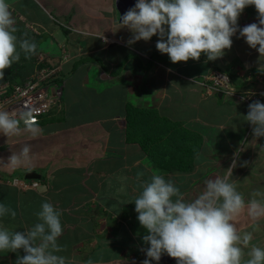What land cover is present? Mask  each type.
Segmentation results:
<instances>
[{"label":"crops","instance_id":"1","mask_svg":"<svg viewBox=\"0 0 264 264\" xmlns=\"http://www.w3.org/2000/svg\"><path fill=\"white\" fill-rule=\"evenodd\" d=\"M40 3L42 5V1ZM115 3L116 0H102L101 6L106 4L103 10L96 8L89 14L85 11L87 17H92L100 22L98 26L88 24L84 18H78L82 24L76 22L77 17L81 14L79 13L76 16L80 12L79 9L74 11V13L72 11L67 13L60 11L59 14H61V17H67L69 24L74 22L79 30L86 31L85 35L78 33L73 37L72 42L68 43L67 47L70 55L78 54L81 50L91 54L87 57L102 55L103 61H106L105 65H109L112 68L124 65L121 68L123 70L114 75L112 70L107 71L96 60H89L86 62L88 65L83 64L81 65L82 67H79L78 64L76 66L75 62H69L68 68L66 67V76H64L66 79L64 90L66 91V87H68L67 99L63 100V92L62 101L58 108L55 107L46 115L47 121L38 124L42 131L36 135L22 131L19 135L9 137L0 133V203L10 197L12 200L10 199L11 201L7 202V204L5 203V205L17 213L14 219L10 215L0 218V226L8 228L10 231L29 229L39 222L36 213L41 210L42 203H52L56 208L62 210L61 224L63 233L58 238V244L64 250L57 254L66 258V264H87L89 259L93 261V264H132L133 261H135V264H142V261L146 258L145 253L140 249L147 247L142 243V237L147 232L139 224L135 208L127 210L128 200L126 201V194L127 192L128 194L131 193L129 200L132 199L131 201H134L140 194L141 182H149L155 171L152 161L141 145L127 140V110L125 109V104L129 100V96L131 94L134 95L130 88V86L134 85L126 82V79L136 84L138 80L134 81L131 79L132 76L142 75L143 78L140 79L141 81L139 80L140 82L135 87L141 92L140 95L144 97L146 95L156 101L165 91V94L169 96L164 99L167 107L170 103H172L174 108L179 104L186 107L188 103L185 102V93L193 94L194 98H196L195 100L199 103L205 97V94L209 93L206 90L202 91L201 87L196 85L197 78L202 74L203 68L201 67L200 71L197 67L192 68V64H196V61L191 59L187 62L175 64L171 61L161 62L156 60L153 67L149 70L135 72V75L131 76H124L127 71L129 74L135 68L134 58L123 64L126 56L130 55L128 51H135L139 54H145V56L149 52L147 58L151 57V53H154V50L159 52L156 49L158 36H153L151 38L153 40L147 44L143 41L141 44L147 45L143 49L128 45L127 41L132 36V33L128 30V32H123L122 34L121 31L124 28L120 22L118 23L120 27L115 28L117 26L115 22L116 20L118 21L119 16ZM30 11L28 9L26 14L28 15ZM91 14L94 15L92 16ZM34 19L40 21L35 16ZM95 31L97 33L100 31V33H103L102 35L106 34L105 38L100 36V33L97 35ZM110 37L117 38V40L112 42L113 39L110 40ZM234 37L238 40L239 33L237 32ZM154 38L156 39L154 40ZM64 39V41L61 40L62 43L66 41V38ZM105 40L108 42L105 43ZM140 42L141 40L132 45L140 44ZM239 46L244 52L249 51V54L257 52L255 49L248 48V44L243 38H241ZM81 58L84 59V57ZM230 59L225 64L226 68L229 67L236 71L235 66L231 64L233 61L231 62ZM239 59H241L240 56ZM222 60L224 61V58ZM242 61L245 62L244 60ZM248 64L250 68L254 67L252 63L249 62ZM85 66L87 67L85 68ZM100 69L104 71L100 73ZM93 70L94 75L91 79ZM101 77L103 81H100ZM191 77L196 80H191ZM260 83L263 86L259 87L256 83L255 85L249 84L240 90L232 85L236 91L234 94L238 93L239 95L241 93L240 96L241 98L244 97V100L241 98L239 100H230L225 98L227 93L224 95V92H218L217 96L220 97L219 99L223 97L222 102L230 107V113L226 115V117L229 116L227 120H223L221 116H218L217 119L221 118L222 122L214 119L207 121L197 114L192 117H178L177 121H180L181 125H185L193 119L195 122H202L204 126L216 127V125H219L222 129L229 119L233 116L235 117L238 110H242L246 115L248 105L254 100H259V97L256 96L261 95V90H264V81ZM179 85H181V88H178ZM121 87L125 88L124 95L119 94V88ZM171 87H174L173 91ZM179 89H181L182 95L180 96L177 93L178 96L176 97L178 100L175 101L173 100V95ZM73 90L74 92L72 93ZM106 91L112 97L99 98L100 101L97 103L96 98L100 95L103 96L105 94L103 92ZM250 92L255 94L253 96L247 95ZM165 94L163 95L164 97ZM209 94H213V92ZM213 96L215 97V95ZM246 99L248 100L246 101ZM152 102L150 101L148 104L140 102V105L141 107L157 108L158 105L152 104ZM108 104L112 107L110 114L103 110ZM120 104L123 108H116ZM197 107H200V105L197 104ZM164 109L166 110L165 106ZM183 109L185 108H181V110ZM97 111L98 114H96ZM246 123L249 124L248 122ZM200 125L197 124V127H192V129L202 136L200 138V141L202 140L201 148H204L206 134ZM21 127L23 128L24 125ZM25 144L31 145L30 158L20 166L13 167L8 165L11 155L19 153ZM260 146L264 147L263 144H260ZM240 147L241 145L238 146V150L242 149ZM236 148L234 147L228 152H215L214 155L212 154L214 158L217 155L220 157L218 159L215 158L216 160L214 159L216 162L219 161L218 163L214 162V164L221 171L220 173L218 172L219 175L217 177H223V175L227 174V169L232 165L233 160L236 159V153H238ZM207 155L211 157V154L207 153ZM200 158H202V154L197 156L195 171L185 174L186 176L180 172L156 174H163L166 179L170 178L174 182L182 181L184 183L188 181L186 179L187 175H194L198 166L204 163L199 160ZM96 160L107 161H104L103 167L100 168L95 165ZM17 167L23 168V176L15 173ZM71 167L82 170L81 174L79 172L75 173L78 175H75L72 188L69 187L68 183L62 185L60 181H57L58 173ZM243 167L239 172L237 171V175L234 174V168L232 169V174H234L233 183L240 180V176L243 174L249 173L254 166L250 163L243 165ZM29 171L40 173L42 179L44 178L47 181L38 180L40 184H38L39 186L37 185L38 188L37 186L33 187L30 185L32 181L29 182L24 178ZM41 171L45 172L46 176L42 175ZM240 172L243 174H240ZM182 174L185 177L184 180H180L183 177ZM251 177H254V175ZM209 179H211L210 176ZM262 184L264 188V180ZM204 188L205 186L203 190ZM193 192L191 188L182 191L185 201H191L201 193L195 192L194 195L196 196L192 198L189 193L193 194ZM253 194V191L247 193L245 200L249 201L252 198H259ZM111 221L112 224L109 223ZM235 223L241 233L245 230L253 233L254 238L251 244L264 248V217L253 220L248 215L247 210H245L241 212ZM245 251L247 252L248 249H245ZM18 255H24L23 251L19 250L15 253L0 251V264H15ZM159 263L161 264L160 261ZM152 264L154 263L152 262Z\"/></svg>","mask_w":264,"mask_h":264},{"label":"clouds","instance_id":"2","mask_svg":"<svg viewBox=\"0 0 264 264\" xmlns=\"http://www.w3.org/2000/svg\"><path fill=\"white\" fill-rule=\"evenodd\" d=\"M251 6L254 7L248 9ZM244 10L257 17V21L239 25ZM117 12L118 22L132 33L128 45L140 40L147 42L158 36L156 49L167 54L173 64L190 59L196 64L201 60L198 67L209 64L207 72L203 70L197 78V81L207 80L209 93L215 90L224 92L232 86L229 76L216 69L215 64L222 66L217 59L223 57L226 49H231L232 37L237 32L238 38H243L259 53L258 71L264 73V63H261L264 61V0H137L122 17L118 9ZM15 24L10 4L0 0V80L4 79L6 69L20 61L22 54L25 59H30L37 52L38 46L33 39L26 38V34L24 37L16 35ZM111 39L112 42L117 40ZM64 43L56 45L55 51L59 60H62L61 49L72 57L65 64L91 55L82 50L70 55ZM236 58L239 57L233 56L231 60ZM258 77L263 78L264 74L256 76V80L262 82ZM254 94L247 93L249 96ZM49 113L36 120L31 111L18 116L16 112L0 107V133L7 137L19 135L22 131L36 135L42 131L37 122ZM244 117L252 126L253 137H264V103L260 100L251 102ZM30 152L31 145L25 144L19 153L11 155L8 165L15 167L27 161ZM235 167L234 159L225 176L207 180L204 190L191 201H185L176 183L163 174H153L149 182H141L140 194L133 202L137 220L147 232L142 237L147 247L140 249L146 256L142 264H152L153 261L159 264L165 253L177 264H264V248L251 244L253 233H241L234 222L245 210L253 220L264 217V199L245 200L235 184L229 182ZM26 179L33 180L32 186L40 180ZM256 195L264 196V193L257 192ZM9 215L14 219L17 213L0 203V218ZM36 216L39 222L23 231H10L0 226V251L15 253L22 250L24 255H18L15 264H66V258L57 254L64 250L58 244L63 233L62 210L44 202ZM87 264H93V261L89 259Z\"/></svg>","mask_w":264,"mask_h":264},{"label":"rangeland","instance_id":"3","mask_svg":"<svg viewBox=\"0 0 264 264\" xmlns=\"http://www.w3.org/2000/svg\"><path fill=\"white\" fill-rule=\"evenodd\" d=\"M41 1H42V5L38 1L40 4V7H41V8H39L36 4V3H38L36 0H29V2H30L29 9L31 11L27 15L25 8L21 4V2H22L21 0H17V1L6 0V2L10 4L11 11L13 13V17L16 21L15 27L18 29L16 35L18 37H24L26 34V38L33 39L34 41L36 38L38 39V36L43 35L45 40L43 38L40 40V42L38 41L39 43L37 45L38 46L37 52L35 55L31 56L30 59H25L23 54H22L21 59L18 63H14L11 68L6 69L4 79L0 80V84L2 83V81L5 80V78H10L12 76L19 74L21 76V79L24 80V79L30 77L31 75H33L34 72H37V59L39 60V58L43 57L45 53H52V54H54V52L56 53L55 41L53 40V38L51 36L57 37L59 42L63 45L61 40L64 41L65 39L60 38L61 34H63V31L60 28L61 24L58 23L57 25H55L56 24L55 22L59 20V22H62L63 24H65L64 21L68 20V18L67 17H59L61 15V14H59L60 11H64L66 13L72 11V13H74V11L79 9L80 12H78L76 14V16H78L79 13H81V14H79V16L77 17L76 22L82 24L78 18H84L88 22V24L98 26L100 24V22L97 21V19H94L92 17H87L86 12H88V14H89L90 12L94 11L96 8L103 10L105 5H106L105 4V5L101 6L102 0H41ZM82 11H84V12H82ZM91 15L93 16L94 14H91ZM34 16L39 18L41 21H36L34 19ZM253 20L257 21V17H254L252 14H250L249 12H246L244 10V12L239 17L238 24L240 25L241 22H244L246 25H248V24H251ZM32 21H35V22H32ZM115 23L117 25L115 28L120 27V25H118L119 22L117 20ZM68 24H69V22H68ZM68 24H66L65 26L68 28L72 27V29H71L72 31L70 34L71 37H74L78 33H82L83 35H85L84 33H86V31L83 32L84 30H79L77 28V26L74 24V22H72V24L70 23L71 25H68ZM123 28L125 30L124 29L122 31L120 30L122 34H123V32H128L127 28H125V27H123ZM46 32H47V34H46ZM95 33L97 35H99L100 31H98V33H97V31H95ZM116 33H118V32L116 31ZM102 34L103 33H100V36L106 35V34L105 35H102ZM155 39L156 38H154V40ZM72 40H68L66 37L65 43L68 44L69 42H72ZM151 40H153V39H151ZM232 40H233V44H232L231 49H226L225 54L222 57V58H224V61L222 60V58H218L217 59L218 63L221 62L222 67H223V65H225L227 63V61H229V59L232 58L233 56L234 57L240 56V58L243 59L246 63L242 61V64H240L238 62H232V60L230 59V61L232 62L231 64H234L238 75H243L245 73L246 69L250 68L249 64H248L249 62L252 63V65L254 67L258 68V66H260V63L257 62L258 57H259V53L256 52L255 54H253V53L249 54L248 53L249 51L244 52L242 50V48L239 46V42H240L241 38H239L238 39L239 41H238L233 36ZM143 41L144 40H141L140 44L137 43V45H130V46L131 47H137V48L141 47L143 49L144 47L147 46L146 44L149 43V41H147V42L145 41L146 44H141ZM247 47L250 48L249 46H247ZM154 51H156V50H154ZM148 53L149 52H147L146 56H145V54H142L144 59L142 57L140 58V59H142L140 61V63H142L141 65H143V66H145V64L148 63V61L146 60ZM56 54H58V53H56ZM56 54H54V57H57ZM128 54H130V55H128L129 57L127 58L126 62L131 60L132 58H134V60H135L134 66H137L138 65L137 59L140 57L139 53L135 52V51H132V52L128 51ZM227 55L229 58L227 57ZM81 59H79L75 62L76 66L79 65V67H82L81 65H83V64L88 65L86 62L89 61L90 59H88L86 57H84V59H82V60ZM91 60H96L98 63L102 64V66L107 71L112 70V74H114V75L118 74L121 70H123L121 68L124 66V65H122L120 67V65H119V67L116 66V68H112L109 65H105L106 61H103L102 55H97V57L94 56V57H92ZM198 63H202L201 60H199L197 62V64H194V67H197ZM86 67L87 66H85V68ZM192 68H193V64H192ZM103 71L104 70L100 69V73ZM142 71H145V70H142ZM135 72L136 71L133 70L128 74V71H127L124 74V76L135 75L134 74ZM85 74H86V71H85ZM93 75H94V70H93V74H91V79H92ZM141 78H143L142 75H138V76L135 75L134 77L132 76L131 79H133L134 81L138 80V83H139L141 81L140 80ZM258 78H259L258 80L264 81V77L263 78L258 77ZM114 79H115V77H114ZM192 79H194V78L192 77ZM100 81H103L102 77L100 78ZM206 81L207 80H204V79H202L200 81V79H199V81H197V84L195 82L194 83L198 86H200L202 84L200 89L202 91H204V90H206V87H208V85H206V83H207ZM247 81L249 83V81H250L249 78H247ZM126 82H128L130 84L133 83V85H134V86H130V88L132 89V92H134V95L131 94V96H129V100H127L128 103L130 102L133 105H138L140 107L141 106L140 102L143 104H148L150 101H153L152 104L158 105L157 108H159L161 114H167L170 118H172L173 120H176V121H177V119H179L178 117H187V116H190V114L193 115V114H196L198 112L202 113V110L196 109L194 107L195 106V98H194L193 94L185 93V102L188 103V105H186V107H183L182 104H179L178 106H176L174 108L172 103H170L167 107L166 103H164V99L166 97H169V96L167 94H165V91L155 101L154 99L148 98L145 94H144L145 97L142 95L144 98L140 95L141 92L135 88L138 83L135 82L136 84H134V82L128 81L127 79H126ZM244 82H245L244 79H241L239 87L242 88L244 86ZM120 84H121V82H120ZM225 84H226V82L223 80V85H225ZM256 84L259 87L263 86V84L260 82H257ZM253 85H255V84H253ZM178 88H181V85H179ZM171 89L173 91L174 87H171ZM67 90H68V87H66V91L64 90L63 100L67 99V95H68ZM226 91H227L226 92L227 95L225 98H228L230 100L231 99L239 100L241 98V96H240L241 93H239V95H238V93L234 94L236 91L232 86H230L229 89H226ZM73 92H74V90L72 91V93ZM119 92H120V94L124 95L125 94V88L124 87L119 88ZM103 93H105L104 97H107V96L112 97V95L109 92H103ZM177 93H179L181 96L182 95L181 89L177 90L175 94L173 93L174 94L173 100H175V101L178 100V98L176 97V96H178ZM260 93H264V90H261ZM164 94H165V97L163 96ZM251 96H253V95H251ZM104 97L100 95L99 97L96 98V102L98 103L100 101V99H104ZM256 97H259L258 99L261 101V103H264V95H257ZM115 98H118V97H115ZM241 99L244 100V97H242ZM247 100L248 99H246V101ZM85 101H88V100H85ZM162 103H164V104H162ZM108 105L106 107H104L103 110H104V112H108L110 114L112 112L111 111L112 107L110 105L108 107ZM164 106H165L166 110L164 109ZM116 108L122 109L123 107L120 104L119 107H116ZM181 108H185V109L181 110ZM163 111H165V112H163ZM212 111H215L216 114L221 115L223 120H227L229 116L226 117V115H229V113H230L229 107L226 104H224V107L222 108L221 111H220V109H217V108H214V110H212ZM96 114H98V111L96 112ZM244 116H245V114L243 113V111L238 110L235 114V117L233 116L231 119H229L228 123H226L225 127H223L222 129L219 127V125H216V127H211V126L208 127V126H204L201 124V129H203L204 133L206 134L205 135L206 136V144H205L204 148H201V150L199 152V154H202V158H200L199 160H202L204 163H202L200 166H198V169L194 175H190V176L187 175L186 179H189V180L184 182L185 190L191 188L192 192H193V190H195V192H197V191L201 192L203 190V187L205 186L204 185L205 182L207 181V179H209V176L211 177V179H215V178H217V175H219L218 172L219 173L221 172L220 169H218L219 167H215V164H214V162L215 163L219 162V161L218 162L214 161V159L220 158L218 155L214 158L213 155L215 154V152H228V150H230L234 147H237L236 149L238 152L237 153L238 158L236 157V159H235L236 160V167L233 169V171L235 170L234 174L237 175L238 172L242 168H244L243 165H248V164L252 163L254 166L251 169V171L249 173H247L246 175L243 174L242 172H240V174H243V175L242 176L239 175L240 180H237L236 182H234L237 191L240 192L244 196V198L246 197L247 193H250V191H253V193H254L253 195H255V196H257L256 195L257 192L264 193V188H263V184H262V181L264 180V147L260 146V144L264 145V137L254 139L253 134H252V126L250 124L246 123ZM214 120L215 121L218 120V122L223 121V120H221V118L217 119V116L214 118ZM22 125L23 124L21 123V126ZM192 126L197 127V125H192ZM82 142H84V141H82ZM85 142H87V141H85ZM160 142L161 141H159L158 143H160ZM239 145H241V147H240V148H242L241 150H238ZM207 153L211 154V157H208ZM104 161H107V160H96L95 165L101 168V167H103ZM80 163H81V161H80ZM21 164H23V163H21ZM152 165L154 167L153 162H152ZM220 168H222V167H220ZM154 171H155V174L159 172V170L156 168H154ZM215 171H216V173H215ZM76 172H79L81 174L82 170H78L75 167L64 169L58 173V176H57L58 180L57 181H60L62 185H66L65 183H68L69 187L72 188L74 185L73 183L75 181V175H78V174H75ZM15 173L18 174L19 176H23L22 175L23 174V168L17 167ZM41 173H42V175L46 176L45 172L41 171ZM234 174H232L230 176L229 182L233 181ZM252 175H254V177H251ZM207 176H208V178H207ZM223 176H225V175H223ZM184 179H185V177H183V179H181V180H184ZM40 180L42 182L47 181V180H44V178L43 179L40 178ZM82 180H83V178H82ZM253 181H256V182H253ZM175 183H177V182H175ZM38 184H39V182L34 183L33 186L36 187V185H38ZM180 185H182V184H180ZM38 186H37V188H38ZM251 187H252V189H251ZM195 192H193V194L189 193L192 198L194 196H196V195H194ZM253 195H251V196H253ZM257 197H259V198H256L258 200L264 199V196H257ZM129 198H131V193L128 194V192H127V194H126V201L128 200L127 207H126L127 210L135 208L134 202L131 201L132 199L129 200ZM252 199H255V198H252ZM238 217H239V215L235 218L234 222H236L238 220ZM109 223L112 224V221ZM242 232H248V231L245 230ZM142 243H143V240H142ZM153 263L156 264L155 261H153ZM119 264H123V263H119ZM171 264H177V261L174 260V262Z\"/></svg>","mask_w":264,"mask_h":264},{"label":"trees","instance_id":"4","mask_svg":"<svg viewBox=\"0 0 264 264\" xmlns=\"http://www.w3.org/2000/svg\"><path fill=\"white\" fill-rule=\"evenodd\" d=\"M8 1H12V0H8ZM21 1H22L21 4L25 5L24 8H25V11L27 12V10L29 9V4H30L29 0H21ZM36 1L41 2V0H36ZM39 2L36 3L38 7H40ZM253 7L254 6L248 7V9L253 8ZM55 23H56L55 25H57L58 23L61 24L60 28L63 31V34H61L60 38L63 39L67 37L68 40L73 39V37L70 36L72 28H68L65 26L66 24H68V20L64 21L65 25L62 22H59V20L56 21ZM51 37L55 41V46L59 45L58 43L60 42L57 39V37H53V36ZM43 38L44 36L42 35V36H38V39L37 38L35 39V42L37 43V45L40 42V40ZM139 55L140 57L137 59L138 65L135 66L134 68V70L137 73L142 72V70H149L151 67H153L156 60H159L161 62L170 61L167 54H161L160 52L154 51V53H151L152 56L150 58H146L148 63L145 64V66H143L141 65L142 63H140V61L142 60L140 58L142 57L144 59V57L142 54H139ZM128 57L129 56H126V59L123 60V64L126 62ZM86 58L90 60L92 59V57H86ZM235 62L240 63L241 59L236 58ZM69 64L70 63L65 64L66 65L65 70L63 69L60 75L61 77L66 76L65 74V72L67 71L66 67ZM240 64H242V62ZM201 67L203 68V70H205V72H207V70L209 69V64L203 63L200 65V67L197 66L199 70L201 69ZM193 68H194V65H193ZM215 68L226 73L229 76L231 84L234 87L236 86L239 90L242 88H245L249 84L253 85L257 83L258 82L256 80L257 74L259 75L264 74L258 71V68L256 67L246 69L243 75H238L237 71H235L234 69L232 70V68H229V67L226 68V67H222V66L215 64ZM251 75L253 79H249L250 81L248 83L247 78H249V76ZM62 79L64 80V78ZM241 79H244L245 81L244 86L242 88L239 87ZM7 80L11 84H13L14 82H21L23 79H21V76L18 74L10 78H5V80L2 81L0 85L7 82ZM65 82H66V79H65ZM64 89H65V86H64ZM64 89H63V92H64ZM225 93L226 91H224V95ZM217 94H218V91L215 90L213 94L206 93L205 97L201 100L200 103L195 100L194 107L196 109L202 110V113L198 112L193 115L190 114V117L199 114L203 120L210 121L214 119L216 116L217 117L221 116L219 114H216L215 111H212L214 110V108L220 109L221 111L225 104L222 102L223 97L219 99L220 97H218ZM213 95H215L216 98ZM103 97H104V94H103ZM197 104L200 105V107H197ZM226 105L228 106V104ZM125 109L127 110L126 111L127 113V126H126L127 140L130 142H137L141 145L143 150L147 152L150 160L153 162L154 168L159 170L158 173L180 172L183 174H190L194 171V167L196 164L195 162L197 160V156L202 146L201 144L202 140L200 141V138H202V136L199 133H197V131L192 129L193 127L192 125L202 124V122H199V121L195 122V120L192 119L187 124L181 125L180 121L173 120L167 114H161L160 110L157 108H149V107H141V106L139 107L137 105H133L130 102L129 103L127 102L125 104ZM229 111H230V107H229ZM41 117L42 118L37 122V124H41L42 122L44 123L45 121H47L45 116H41ZM159 141L161 142L158 143ZM183 174L182 176L184 177ZM183 177H181V179H183ZM24 178L26 179L25 176ZM30 181H33V180H29V182ZM176 185L179 187L180 186L182 187V188L180 187L181 193L183 190H185V186H184V183H182V181H179L178 183H176ZM10 199H11L10 197H7L5 200L3 199L4 200L3 203L7 204V202H10L12 200Z\"/></svg>","mask_w":264,"mask_h":264},{"label":"built area","instance_id":"5","mask_svg":"<svg viewBox=\"0 0 264 264\" xmlns=\"http://www.w3.org/2000/svg\"><path fill=\"white\" fill-rule=\"evenodd\" d=\"M60 55L62 60L52 53H45L37 59V72L33 75L21 82L11 84L7 81L0 85V107L16 112L18 116L31 111L36 120L58 107L66 83L60 75L65 63L72 59L64 49Z\"/></svg>","mask_w":264,"mask_h":264},{"label":"water","instance_id":"6","mask_svg":"<svg viewBox=\"0 0 264 264\" xmlns=\"http://www.w3.org/2000/svg\"><path fill=\"white\" fill-rule=\"evenodd\" d=\"M136 2L137 0H116V7L120 12V16L122 17L128 9L134 7ZM25 177L28 179L41 178V174L36 171H29ZM174 260L165 253L162 255L160 262L161 264H171Z\"/></svg>","mask_w":264,"mask_h":264}]
</instances>
